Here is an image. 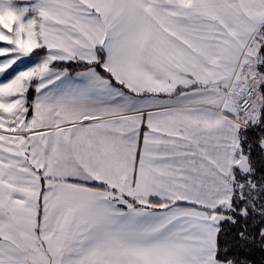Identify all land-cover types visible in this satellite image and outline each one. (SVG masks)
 <instances>
[{
  "label": "snow or ice",
  "instance_id": "obj_1",
  "mask_svg": "<svg viewBox=\"0 0 264 264\" xmlns=\"http://www.w3.org/2000/svg\"><path fill=\"white\" fill-rule=\"evenodd\" d=\"M0 58V264L264 253V0H0Z\"/></svg>",
  "mask_w": 264,
  "mask_h": 264
},
{
  "label": "trees",
  "instance_id": "obj_2",
  "mask_svg": "<svg viewBox=\"0 0 264 264\" xmlns=\"http://www.w3.org/2000/svg\"><path fill=\"white\" fill-rule=\"evenodd\" d=\"M258 162V167L261 168V170H264V159H261L260 153L256 152L253 154ZM250 259L252 260L253 264H264V253H262L257 247L254 252H252Z\"/></svg>",
  "mask_w": 264,
  "mask_h": 264
},
{
  "label": "rangeland",
  "instance_id": "obj_3",
  "mask_svg": "<svg viewBox=\"0 0 264 264\" xmlns=\"http://www.w3.org/2000/svg\"><path fill=\"white\" fill-rule=\"evenodd\" d=\"M2 59V58H0ZM35 63V61L31 58H26L24 63H19L17 66H14L17 70H22L27 67L32 66Z\"/></svg>",
  "mask_w": 264,
  "mask_h": 264
}]
</instances>
